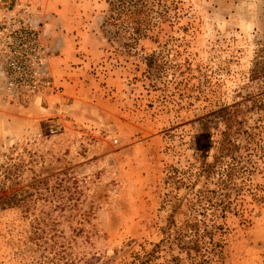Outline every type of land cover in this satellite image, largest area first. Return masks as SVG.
<instances>
[{"label":"rangeland","instance_id":"374dc122","mask_svg":"<svg viewBox=\"0 0 264 264\" xmlns=\"http://www.w3.org/2000/svg\"><path fill=\"white\" fill-rule=\"evenodd\" d=\"M130 1L0 0V24L73 37L80 91L36 119L0 74V264H20L46 214L82 264H139L156 245L150 264H177L192 207L214 234L180 264H264V0ZM203 162L223 175L198 176Z\"/></svg>","mask_w":264,"mask_h":264},{"label":"trees","instance_id":"16d2710c","mask_svg":"<svg viewBox=\"0 0 264 264\" xmlns=\"http://www.w3.org/2000/svg\"><path fill=\"white\" fill-rule=\"evenodd\" d=\"M140 0H131L132 3L137 4ZM121 5L127 4V2L120 1ZM140 7L147 8L146 2L142 0L139 2ZM138 15V10L134 13ZM259 130V129H258ZM229 150V149H226ZM225 150V151H226ZM197 151L200 156L203 157L205 153H208V149L203 150L198 146ZM205 152L204 154L202 152ZM225 152H221L220 157L224 158ZM206 159V157H203ZM217 159V158H216ZM221 159V158H220ZM204 163V162H203ZM223 164H200L197 168L198 176H210L213 173L223 175ZM225 171V170H224ZM224 180H222V183ZM218 184L217 188L222 189L225 187L224 184ZM192 190V188H190ZM202 192V191H199ZM201 193L198 196L201 197ZM13 198V197H12ZM197 198V199H198ZM2 197H0V200ZM11 199V198H9ZM185 197L182 201H185ZM5 201V200H4ZM190 203V200H187ZM192 214L185 217L180 227L184 232L178 235L176 239V247L178 248V256H173L172 259L177 264L181 263L182 255L185 254L190 258L194 255L201 258V254L196 248V244L203 238L209 237L210 240L213 238L215 226H208L206 223H201L196 215V208L192 207ZM186 215V214H184ZM59 222L55 220L50 214H46L41 220L36 221L31 225L29 235L26 240L20 246V251L16 253L20 264H82V261L74 253L72 246V239L66 238L64 232L58 230ZM168 230L164 232L166 236V244L170 249L173 245L170 243ZM79 233H76L78 236ZM158 251H161L158 245L147 255L146 260H140L139 264H150L151 258L156 256Z\"/></svg>","mask_w":264,"mask_h":264},{"label":"built area","instance_id":"2783aa9c","mask_svg":"<svg viewBox=\"0 0 264 264\" xmlns=\"http://www.w3.org/2000/svg\"><path fill=\"white\" fill-rule=\"evenodd\" d=\"M50 51L41 41L40 31L31 22L12 17L0 24V74L6 89L21 106L56 94L47 72ZM59 125L49 121L46 137L56 136ZM38 137L43 133L39 132Z\"/></svg>","mask_w":264,"mask_h":264},{"label":"crops","instance_id":"0c3cea01","mask_svg":"<svg viewBox=\"0 0 264 264\" xmlns=\"http://www.w3.org/2000/svg\"><path fill=\"white\" fill-rule=\"evenodd\" d=\"M33 25L36 26V22H33ZM47 26L49 29H45L44 32L45 36H47L44 40L45 46L48 47L50 51L47 72L54 81L56 94L46 97L43 101L39 99L32 101L29 105V109L32 108L31 110H33L32 112L36 115V119L45 118L48 113H50L51 108L56 112L63 109L67 114V110L69 113V108L72 103L80 97V91L78 89L79 84L77 82L79 81V76L76 79L72 78L73 75H77L79 71L70 65L73 60H77V47L75 46V41L72 36L63 32L50 33L51 28L49 25ZM74 104H76V102ZM23 110L24 115H27L26 110L28 109L24 108ZM74 118L77 121L81 120L78 115Z\"/></svg>","mask_w":264,"mask_h":264}]
</instances>
